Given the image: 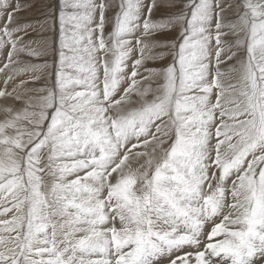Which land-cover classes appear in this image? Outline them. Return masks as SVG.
<instances>
[{"label":"snow or ice","instance_id":"obj_1","mask_svg":"<svg viewBox=\"0 0 264 264\" xmlns=\"http://www.w3.org/2000/svg\"><path fill=\"white\" fill-rule=\"evenodd\" d=\"M0 264H264V0H0Z\"/></svg>","mask_w":264,"mask_h":264}]
</instances>
